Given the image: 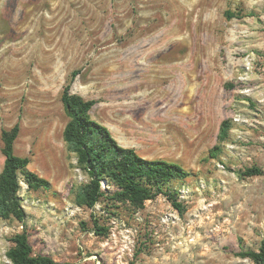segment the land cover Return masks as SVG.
I'll use <instances>...</instances> for the list:
<instances>
[{"label":"rangeland","instance_id":"rangeland-1","mask_svg":"<svg viewBox=\"0 0 264 264\" xmlns=\"http://www.w3.org/2000/svg\"><path fill=\"white\" fill-rule=\"evenodd\" d=\"M75 70L72 91L122 145L191 172L172 182L185 213L162 194L139 209L75 203L89 180L63 135ZM17 123L15 153L52 187L22 178L26 217H0V264L23 230L66 264H256L239 252L264 241V173L240 172L264 171V0H0V173Z\"/></svg>","mask_w":264,"mask_h":264},{"label":"trees","instance_id":"trees-1","mask_svg":"<svg viewBox=\"0 0 264 264\" xmlns=\"http://www.w3.org/2000/svg\"><path fill=\"white\" fill-rule=\"evenodd\" d=\"M233 16L228 12L229 18ZM79 73L80 70L72 72L71 80L64 85L61 96L69 117L63 132L66 149L76 155L77 167L89 177L86 182L72 185L71 193L75 203L93 209L98 203L106 201L109 206L128 204L139 209L148 200L156 199L162 194L181 214L185 213L187 206L180 198L179 191L173 188L172 182L184 180L191 172L179 162L146 158L134 147L122 145L106 125L92 118L91 111L97 101L86 99L72 91L73 82ZM230 128V121L224 120L218 143L210 150L211 157H217L222 152V145L229 138ZM20 129V124L17 123L2 132L5 161L0 173V217L24 222L26 211L19 194L22 178L34 190L50 189L52 184L29 169V157L15 153L14 145ZM240 173L254 176L261 175L264 171L253 166ZM94 221L96 228L101 230L99 233H102L105 228L97 218ZM11 240L14 245L6 252L10 264H66L51 256L34 252L27 230L16 233ZM239 255L251 258L256 264H264V241L258 250L241 251Z\"/></svg>","mask_w":264,"mask_h":264}]
</instances>
